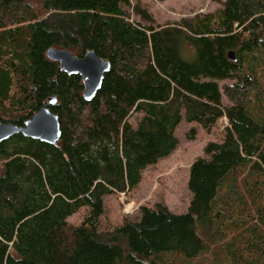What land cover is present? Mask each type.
<instances>
[{
	"label": "trees",
	"instance_id": "trees-1",
	"mask_svg": "<svg viewBox=\"0 0 264 264\" xmlns=\"http://www.w3.org/2000/svg\"><path fill=\"white\" fill-rule=\"evenodd\" d=\"M129 4L0 0V121L22 125L54 96L61 127L55 146L0 143V264H264V0L165 27L130 21ZM51 47L109 62L91 101ZM182 115L207 133L228 121L190 166L188 211L141 207L99 231L103 198L174 152Z\"/></svg>",
	"mask_w": 264,
	"mask_h": 264
},
{
	"label": "rangeland",
	"instance_id": "rangeland-1",
	"mask_svg": "<svg viewBox=\"0 0 264 264\" xmlns=\"http://www.w3.org/2000/svg\"><path fill=\"white\" fill-rule=\"evenodd\" d=\"M224 1L130 0L129 6L124 7V10L129 15L130 21L140 22L142 25L165 27L181 24L183 19L215 13L223 8ZM143 13L149 16L150 21L142 19ZM230 83L232 82L224 81L220 84ZM140 117L141 114L133 113L128 122L135 127ZM226 126L225 121L220 119L216 127L207 133L196 124L186 123L183 117L174 131L178 141L174 152L145 169L140 183L128 194L107 195L103 198L104 209L98 230L110 231L120 226L124 218L138 220L141 207L152 209L161 204L173 214L186 213L191 202V193L187 187L190 166L199 158H207L204 154L206 145L220 141V132ZM191 131L193 133H190ZM127 205H131L129 213L124 211ZM85 214L86 209H81L68 217L67 222L79 225Z\"/></svg>",
	"mask_w": 264,
	"mask_h": 264
},
{
	"label": "water",
	"instance_id": "water-1",
	"mask_svg": "<svg viewBox=\"0 0 264 264\" xmlns=\"http://www.w3.org/2000/svg\"><path fill=\"white\" fill-rule=\"evenodd\" d=\"M46 57L58 64L59 71L81 78L82 98L87 102L95 97L102 85L104 75L110 68L109 62L97 56L93 51H87L82 57H78L69 50L51 47L46 51ZM227 58L235 61V53L232 50L228 51ZM55 103L54 96L48 98L43 106L22 125L0 121V143L15 135H21L24 138L55 146L61 136L59 117L49 108Z\"/></svg>",
	"mask_w": 264,
	"mask_h": 264
},
{
	"label": "built area",
	"instance_id": "built-area-1",
	"mask_svg": "<svg viewBox=\"0 0 264 264\" xmlns=\"http://www.w3.org/2000/svg\"><path fill=\"white\" fill-rule=\"evenodd\" d=\"M222 119L225 121V125L228 126V121H227V119H226L225 117H223ZM120 194L123 195L124 193H120ZM129 210H131V205H127V206H125V208H124L125 213H126V212L129 213V212H130Z\"/></svg>",
	"mask_w": 264,
	"mask_h": 264
},
{
	"label": "bare ground",
	"instance_id": "bare-ground-1",
	"mask_svg": "<svg viewBox=\"0 0 264 264\" xmlns=\"http://www.w3.org/2000/svg\"><path fill=\"white\" fill-rule=\"evenodd\" d=\"M208 26V25H207Z\"/></svg>",
	"mask_w": 264,
	"mask_h": 264
}]
</instances>
